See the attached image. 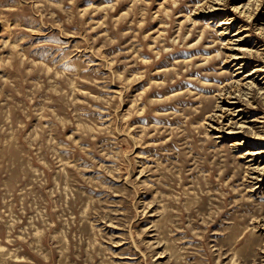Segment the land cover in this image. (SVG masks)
Wrapping results in <instances>:
<instances>
[{
	"label": "rangeland",
	"instance_id": "rangeland-1",
	"mask_svg": "<svg viewBox=\"0 0 264 264\" xmlns=\"http://www.w3.org/2000/svg\"><path fill=\"white\" fill-rule=\"evenodd\" d=\"M0 264H264V0H0Z\"/></svg>",
	"mask_w": 264,
	"mask_h": 264
},
{
	"label": "bare ground",
	"instance_id": "bare-ground-1",
	"mask_svg": "<svg viewBox=\"0 0 264 264\" xmlns=\"http://www.w3.org/2000/svg\"><path fill=\"white\" fill-rule=\"evenodd\" d=\"M225 23H229V22H225V21H224V22H222V24H225ZM238 33H239V32H238ZM241 39H242V38H241ZM241 39H238V40H241ZM239 57H240V56H237V58H239ZM242 62H243V61H242ZM241 64H242V63H241ZM257 70H258V68H257V69H255V70H254V72H255V71H257ZM250 74H251V73H250ZM248 152H249V151H248Z\"/></svg>",
	"mask_w": 264,
	"mask_h": 264
}]
</instances>
